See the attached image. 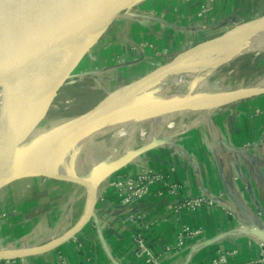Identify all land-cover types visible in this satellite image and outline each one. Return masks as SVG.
Here are the masks:
<instances>
[{"label": "crops", "instance_id": "crops-1", "mask_svg": "<svg viewBox=\"0 0 264 264\" xmlns=\"http://www.w3.org/2000/svg\"><path fill=\"white\" fill-rule=\"evenodd\" d=\"M262 15L264 0H142L121 15L109 27L112 31H106L94 46L107 44L95 52L93 65L113 63L116 56L131 57L129 64L145 65L138 69L141 71L147 68L138 74L140 78L150 71L149 60L157 54L163 57L161 60L164 56L169 59L222 34L225 21H247ZM210 28L217 35L211 36ZM110 65L100 68L104 74H99L98 68L94 73L104 78V88L113 91L121 86L112 71L118 65ZM87 73H80L79 79H85ZM80 84L83 89L84 83ZM104 88L98 90L105 92ZM169 130L159 129L153 150L133 159L100 184L92 219L70 241L42 255L0 264H147L133 240L137 234L144 238L159 264H210L219 251L236 250L229 264H264L258 262L264 244L242 231L253 224L264 229V215H258L264 206V95L221 107L210 119L184 132ZM122 149H113V155L123 156L133 147L129 142ZM144 172L169 177L178 184L176 192L157 187L140 201H120L111 183ZM61 185L66 190L72 187L61 189L62 195L72 190L71 194L54 205L45 232L15 236L14 243L7 242L6 248L47 244L77 225L85 212L86 189L66 182ZM199 196L213 201L214 206L194 212L169 209L185 198ZM66 209L72 211L71 220ZM184 227L201 229L203 234L178 246Z\"/></svg>", "mask_w": 264, "mask_h": 264}, {"label": "water", "instance_id": "water-1", "mask_svg": "<svg viewBox=\"0 0 264 264\" xmlns=\"http://www.w3.org/2000/svg\"><path fill=\"white\" fill-rule=\"evenodd\" d=\"M142 0H0V69L4 68H26L28 66L40 63L50 62L59 59L62 56L71 55L75 59L73 68L67 71L62 79H60L48 93V99L35 109H27V102L31 99L22 97L25 102L17 103L16 97H11L12 104L0 108V160L9 155L17 159L22 144L31 137L36 129L43 123L47 113L49 112L55 98L69 81L73 72L76 70L82 59L103 37L108 28L123 14L128 13L135 5ZM264 24V15L251 19L248 22L241 23L231 30L216 36L214 38L203 41L188 50L178 53L168 62L148 71L142 77L122 86L115 90L110 96L104 97L98 104L86 113L65 121L63 124L76 121L74 125L65 131L56 135V139L50 145L60 142H70L79 140L85 141L100 128L117 117L122 109L130 107L133 100L145 92L156 82L169 76L172 72L178 70L182 66L199 60L212 53L224 50L228 44L216 43L219 39H226L233 36L234 40L242 45H248L247 40L239 39L241 34L248 30H253ZM250 28V29H249ZM244 31V32H243ZM232 41H229L231 43ZM49 72L45 68H41L39 72L40 79ZM7 76V75H5ZM9 77V76H7ZM34 79L32 78V81ZM39 88H43L39 82ZM76 82L70 81L69 84ZM31 86H36L34 80ZM44 84V81H43ZM8 85V84H7ZM13 87V85L11 86ZM9 87L2 85L0 82V92H3L1 100H7ZM40 92V91H39ZM264 93L248 94L231 97L227 103L237 99H250L253 97L263 96ZM112 100L99 111L100 106L107 102L110 97ZM205 98V97H204ZM9 99V98H8ZM16 103V104H15ZM7 104V101L3 103ZM15 104V107H14ZM161 107V106H159ZM193 106L177 107L175 112H183L191 109ZM14 109L18 113L26 112L23 120L15 125L12 123L11 116L14 115ZM172 113L155 112L153 116L145 117L154 129V144L131 150L116 159L114 162L98 166L90 175V178L78 176L75 173L62 172V175H45V168L38 166L36 169L7 175V163L0 165V188H4L13 183L25 181L28 179L45 178L49 180H58L66 183L82 186L86 189L87 199L84 215L80 221L70 231L63 236L45 244L36 247L3 249L0 250V262L15 261L33 256L45 254L62 246L70 241L75 235L81 232L94 214V207L97 200V192L100 184L110 175L121 170L126 164L133 159L141 156L154 149L158 144L156 119ZM62 124V125H63ZM109 129V128H108ZM54 137V138H55ZM252 147H248L251 149ZM58 161H53V171L57 170ZM57 166V167H56ZM56 174V173H55ZM245 234L251 235L264 244V229L256 224L246 226L242 230Z\"/></svg>", "mask_w": 264, "mask_h": 264}, {"label": "rangeland", "instance_id": "rangeland-1", "mask_svg": "<svg viewBox=\"0 0 264 264\" xmlns=\"http://www.w3.org/2000/svg\"><path fill=\"white\" fill-rule=\"evenodd\" d=\"M248 21L249 20L244 21L243 23ZM236 24L228 25V27L225 28L222 34L231 30L235 26L240 25ZM109 29L107 30V32H111L113 28H111L110 30ZM210 32L212 34L211 36L217 35L213 28H210ZM99 42L100 41H98V43ZM105 46H107V44L101 42L95 49L93 47L88 52V54L82 59L81 63L73 72L69 81L64 85V87L61 89V91L55 98L49 112L43 120V123L36 129V131L31 135V137H29V140L22 144L21 153H19L18 156H23L27 154L23 151V149L38 131H45L49 126L62 125L65 121L71 120L73 118L78 117L79 115L86 113L87 111L92 109L96 104H98L108 94H112L115 90H118L122 86L128 84L132 79H137L138 74H143L144 70L147 71V68L142 71L138 70L145 68V65H140V67H138V65L136 66V64H129V61H133L131 57L126 59V56H123V58H119L116 56L115 62L108 63L105 66H111L110 64L118 65L117 67H114V70L112 69V71H114V76L117 78V81L120 84L119 86L121 87H117L113 91L108 89H106L105 92L102 90H98L97 85L99 84L101 86L102 84H104V78L96 76L97 74L94 72H97V68L98 70H100V68L105 66L95 67V65H93L95 58L97 57L94 54L96 51H98L99 49L101 50V48H104ZM140 48L141 50L145 49L144 46H141ZM107 56L109 57V55ZM156 58H158V60ZM156 58H154L153 60L148 59L151 63L150 70L168 62L172 57L166 59L167 57L164 56L165 59L161 60L163 57L157 54ZM126 61H128L127 65L123 67L119 66L120 63L123 64ZM41 68L42 65L31 66L26 68L14 67L13 69L8 70L7 74L15 77L32 76L37 74L41 70ZM88 71L89 74L87 73V76L84 74L85 79H79L80 73ZM217 71L221 72L220 75L222 77L217 79L215 78V80L211 82L207 91L203 95L208 94L209 97H213V95L215 96V94L229 95L233 92L246 89L250 85H253L256 82L262 80L264 78V53L257 55L256 52H252L250 54L243 55L229 62V64H227L226 66L223 65L219 67ZM63 73L64 72H62V74ZM206 73L205 71L203 72L204 75ZM99 74H104V72L100 70ZM58 76L59 75H55L47 79H56L58 78ZM181 78L185 79L186 81H190V79L186 75H182ZM168 79L170 80L167 82L166 87L163 88L162 86H159V81L156 82L154 85H152L148 93H145L144 96L140 95L136 98L137 102L143 100V102L149 105H156L164 102V100H169L172 97L188 93L185 86L180 88H173V81H171L173 80V77ZM70 81H74L76 83L69 84ZM80 83H84V86L82 85L83 89L80 88ZM14 84H17V82H14ZM244 100L247 99L240 98L233 102L226 103L225 105L213 107L209 111H206L204 109H198L196 106H193L187 111L165 115V121L158 125V127L160 126L158 130L162 129L167 132L170 129L169 131L180 130L184 132L197 125L202 124L205 121L203 120L205 117L210 119L211 114L215 111H218L219 108L228 105H233ZM17 101L21 100L17 99ZM145 126L146 123L144 121L138 122L135 125L136 132L130 138V145L131 147H133V150L146 144L145 135L142 134L145 131ZM117 131L119 130L115 129V127H111L110 129L107 128L103 132H110L114 134L117 133ZM157 138L158 134L156 139ZM122 143V138L119 137V135H112L111 138L107 136L101 140H92L86 145L85 149L77 156V158H75L74 161L71 162V164L69 162L64 166L62 172L75 173L78 176L80 175L85 178H90L92 171L98 168V166L108 163V161L114 162L116 159H119L122 156H115L113 155L114 153H112L113 149H118V151L123 150ZM118 154H120V152H118ZM5 158H1V160ZM61 182L62 181L58 180L35 178L13 183L8 189L5 188L9 186H6L4 188L5 190L0 194V250L10 249V247H5L6 243H14L15 236H28L31 233H35L36 230L42 231V234L43 232H45V228L48 225V221H52L51 213L52 209H54V205L58 202L63 203L64 197L67 195V193L71 194L72 191L70 190L67 193L64 192L65 194L62 195L59 191L66 186H62ZM71 188L72 187L70 186L67 190ZM67 190L63 189L62 191ZM73 198L77 199V197ZM67 215H69V220L73 218L72 211L68 210Z\"/></svg>", "mask_w": 264, "mask_h": 264}, {"label": "bare ground", "instance_id": "bare-ground-1", "mask_svg": "<svg viewBox=\"0 0 264 264\" xmlns=\"http://www.w3.org/2000/svg\"><path fill=\"white\" fill-rule=\"evenodd\" d=\"M259 25L261 26L253 30H248V28H246V31L245 32L243 31L244 33L241 34V36L239 37V39L243 38L247 40V43L249 42L248 45L245 46L240 44L238 42V39L234 40L232 35L229 36V40L228 37H226V39L225 38L219 39L216 41V43H222L223 46L225 42L226 44H228V46L224 50L219 51L215 54L207 55L205 57L200 58L199 60L191 62L188 65L182 66L178 70L172 72L169 76L159 81L160 83L159 86H162L164 88L166 87L167 82L170 80L168 78L173 77V80H171L173 81L172 87L180 88L185 86L186 90L188 91L187 94L172 97L171 99L164 100V102L156 105H149L143 102V100L137 102V99H135L133 100L129 108L122 109L118 113L117 117L109 121L105 125V127L100 128L97 132L92 134V136H90L89 139L85 141L74 140L71 142L73 137L71 136V138L69 139L70 142L68 143L60 142L59 144L58 143L54 144L53 148H50V145L56 139L55 136L58 135L60 132L65 131L67 128H70L72 125L76 123L77 120L71 121L63 125L49 126L45 131H38L37 133H35V135L32 137L30 142L23 149V151L27 153L26 155L18 156L17 159H15L13 156L10 155L5 159L0 160V165L2 164L6 165L7 163V169H8L7 175L24 173L25 171L36 169L38 166H43L45 168V175H55V176L62 175L64 166L69 162L71 164V162H73L74 159L77 158V156L85 149L86 145L92 140L95 139L101 140L107 136L111 138L112 135L115 136L119 135V137H121L123 141L122 146H126L130 142V138L136 132L135 125L138 122L144 121L146 123L145 131L142 133L146 137L145 139L146 144L148 146L154 144V129L151 127L149 123H147V121L143 119L145 117L153 116V114L156 111L157 112L165 111L168 113H174L176 111L175 108H177L178 106L179 107L196 106L198 109H204L206 111H209L213 107H219L221 105H225L228 102L230 96L238 98L239 96H245L248 94L259 95L264 93V78H263L262 80L256 82L255 84L250 85L246 89L233 92L229 95L215 94V96L213 95V97H209L208 94L203 95L207 91L211 82L215 80V78L217 79L222 77L220 75L221 72L217 71L219 67L223 65L226 66L227 64H229V62L235 60L236 58L246 54H250L252 52H256L257 55L264 53V24H259ZM229 41L232 42L229 43ZM69 56L70 55H66L50 62L32 65V66L42 65V68H45L46 71L49 70V72H47L46 75L41 79L39 77V72H41V70L37 74L32 76L15 77L7 74V71L13 68L0 69L1 84L5 85L6 87H9L8 96H7L9 99L7 98V100L4 101V99L1 100L2 96H0V108H4L5 106L10 107V105L12 104L11 97H18L17 99H20L21 101L25 102V100L21 99L22 96L24 97L27 96L28 98L31 99L30 101L27 102L26 105L27 107H25V111H27V109L30 108L32 109L38 108L40 105H42L48 99V93L52 90L54 85L64 77V75L67 73L68 70L73 68V66L75 65V59L72 56L70 57ZM204 71L205 73L207 72L206 73L207 75L203 74ZM62 72L64 73L62 74ZM55 75H59L58 78L47 79ZM182 75H186L190 79V81H186L185 79H182L181 78ZM32 78L36 81L37 83L36 86H31L29 84V83L33 84L34 80L32 81ZM38 81L41 82L42 87L45 86L44 88H46L47 90L46 92L44 91L43 88L41 89L38 87L39 86ZM14 82H17V84H14ZM12 85L13 87H11ZM151 87H149L141 95L144 96L145 93H148ZM2 93L3 92H0V95ZM108 95L110 96L111 94ZM112 98L113 96H111L107 102L103 103L100 106L99 111L104 109V107L108 104V102L112 100ZM6 101L7 104L4 105L3 103ZM21 101H17V103H21ZM25 114L26 112L18 113V111L17 110L15 111L14 109V115L11 116L10 121L15 125H17L23 120ZM165 118L166 117L157 118L156 125H160L161 123H163V121H165ZM203 120L207 121L208 118L205 117ZM111 127H115V129H118L119 131H117V133L114 134L110 132H103L107 128L110 129ZM1 131H0V135L3 133ZM53 161H58L57 163L58 167L56 166L57 167L56 171L55 170L53 171L52 166H50V164H53ZM10 187L11 186L9 185V187L6 188L4 187V188L8 189ZM4 188H0V194L5 190Z\"/></svg>", "mask_w": 264, "mask_h": 264}, {"label": "built area", "instance_id": "built-area-1", "mask_svg": "<svg viewBox=\"0 0 264 264\" xmlns=\"http://www.w3.org/2000/svg\"><path fill=\"white\" fill-rule=\"evenodd\" d=\"M207 10L206 12H209ZM203 13H201V16ZM228 25L241 24L244 21L240 22H227ZM236 24V25H237ZM214 27V26H210ZM98 88H104V86L97 85ZM106 91V88H104ZM112 189L115 191L118 199L124 203H132L135 201H140L144 199L147 195L152 192L154 188H169L170 193L173 194L176 192L178 184L176 182H171L169 177H166L163 174L154 173V172H144L139 175L134 176H122L119 179L113 181L110 185ZM161 192V191H160ZM214 206V202L206 198L205 196L199 197H188L185 198L182 202L178 203L175 206H170L169 209L175 212L182 211H199L206 207ZM258 215L261 217L264 215V206L260 209ZM140 220V218H139ZM136 221V220H135ZM203 234V230L201 229H192L191 227H184L179 234V242L178 246H182L189 239L198 238ZM134 242L138 246V248L142 251L143 255H145V261L147 264H159L158 260L155 259L148 251L144 238L139 234L134 236ZM236 251H219L218 256L215 257L210 264H229L230 260L237 254ZM264 263V246L262 247V253L260 256V260L258 262ZM254 263V261L252 262Z\"/></svg>", "mask_w": 264, "mask_h": 264}]
</instances>
